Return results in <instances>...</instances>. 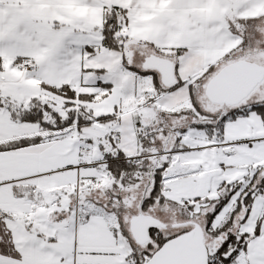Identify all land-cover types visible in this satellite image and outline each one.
I'll use <instances>...</instances> for the list:
<instances>
[{
	"label": "snow or ice",
	"instance_id": "1",
	"mask_svg": "<svg viewBox=\"0 0 264 264\" xmlns=\"http://www.w3.org/2000/svg\"><path fill=\"white\" fill-rule=\"evenodd\" d=\"M0 264H264V0H0Z\"/></svg>",
	"mask_w": 264,
	"mask_h": 264
}]
</instances>
